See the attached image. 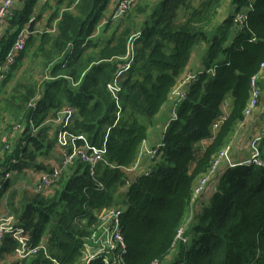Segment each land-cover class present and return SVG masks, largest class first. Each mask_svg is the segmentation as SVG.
Here are the masks:
<instances>
[{
  "label": "trees",
  "instance_id": "1",
  "mask_svg": "<svg viewBox=\"0 0 264 264\" xmlns=\"http://www.w3.org/2000/svg\"><path fill=\"white\" fill-rule=\"evenodd\" d=\"M111 2L18 0L6 19L0 60L22 29L51 10L45 31L34 27L4 82L28 51L49 75L42 85L32 80L15 84L5 99L24 126L19 141L12 145L11 139V149L0 154V182L11 174L0 190V206L4 202L29 235L32 254L14 259L18 244L5 235L0 264H81L86 245L98 233L99 214L119 205L125 208L120 215L124 264H164L172 251L170 264H264V75L253 122L261 165L222 164L214 175V193L193 205L197 183L246 122L252 82L264 63V0H232L222 22L218 16L225 0H135L119 19L115 9L110 16ZM239 15L245 17L242 23ZM203 44L202 69L189 79L150 172L128 184L127 170L136 165L149 127L191 76L186 73L194 48ZM115 82L117 91L110 88ZM227 97L232 99L228 114ZM65 106L75 113L62 129L52 120ZM63 130L76 147L104 152L96 178L77 160L51 193L15 187L13 179L29 175L30 169L50 171L47 161L57 158ZM181 227L189 242L173 245ZM116 248L112 256H97L89 264H122Z\"/></svg>",
  "mask_w": 264,
  "mask_h": 264
},
{
  "label": "built area",
  "instance_id": "2",
  "mask_svg": "<svg viewBox=\"0 0 264 264\" xmlns=\"http://www.w3.org/2000/svg\"><path fill=\"white\" fill-rule=\"evenodd\" d=\"M18 0H3L0 4V28L3 26L7 17L11 15V9L14 7L15 3ZM135 2V0H120L117 8H115L114 18L119 19L121 18L131 7V5ZM244 16L239 15L238 19L242 23L244 21ZM30 25V24H29ZM29 25L22 29L16 40L14 41L13 45L11 46L9 52L7 53L4 60H0V82H4L10 72L12 71V67L16 63L19 55L25 51L27 46V41L30 36L29 32ZM129 66H126L128 69ZM264 75V63L261 65V70L258 76L254 77L252 82V92L251 97L248 103V106L245 110V117L246 122L240 124L235 136L238 135L239 131L245 126V124L254 116V112L257 110L258 103H259V95L261 93V89L258 85L259 78ZM194 76H189L185 81H182L178 87L181 85H186L189 82V79H192ZM110 88L117 91L118 86L116 82L113 85H110ZM186 92V88L181 93V100L184 98ZM177 108V107H176ZM75 110L71 106H65L60 109L57 113L55 118L52 122L56 125H59L62 129L70 124L72 121V116L74 115ZM176 117V109L172 119ZM33 127V126H32ZM83 139L82 137H79ZM260 142L259 135L255 137L251 144V148L253 150V155L251 160L246 161L245 163H254L256 165H261V160L259 159V153L257 150L258 143ZM59 147L62 150V161L54 166L50 172H42L35 180V185L33 187L34 191L37 193H51L54 187H56L66 169L72 165L75 161L79 160L83 163L87 164L90 169L91 176L96 178L97 172L95 171L96 166L99 162L103 161L104 152L97 149H89L88 147H76L74 140L68 137V133L66 131L59 132ZM0 147H3L4 150H10L11 145L10 143L3 145L0 139ZM70 147H73L70 150ZM233 148V141L229 143L227 147H225L219 154L218 158L215 160L213 167L209 174L201 177L198 186L194 190L193 200L194 198H198L203 191L207 189L208 183L218 170V168L223 164L224 160L228 161V155ZM91 150V151H90ZM153 156L156 154L154 151ZM222 163V164H221ZM230 166H235V163H227ZM11 174L6 173L3 180L0 182V190L4 186L5 183L10 181ZM120 215L121 211L116 210L115 208H110L104 210L100 215L99 218L101 220H106L111 218L114 220L115 228L113 230L112 239H113V250L117 249L116 247L120 248L119 251V262L124 264L122 258L127 253L126 247L124 245L121 233H120ZM185 227H181L178 230L177 236L175 238V242L173 245H176L178 242H182L187 244L189 239L185 236ZM5 235H11L18 244V248L16 249L15 253L21 258L29 257L32 252L27 249V244L29 242V235L25 232L24 229L18 227L16 225V220L13 216H9L7 218H0V238H3ZM89 264V263H87ZM152 264H159L158 261Z\"/></svg>",
  "mask_w": 264,
  "mask_h": 264
},
{
  "label": "crops",
  "instance_id": "3",
  "mask_svg": "<svg viewBox=\"0 0 264 264\" xmlns=\"http://www.w3.org/2000/svg\"><path fill=\"white\" fill-rule=\"evenodd\" d=\"M2 1L3 0H0V4L2 3ZM119 1L120 0H112L111 8L109 9L110 10V16H111V13H113L112 11H114V9L117 6ZM231 1L232 0H228V2L220 9V15L218 16L220 22H222L225 19V17L228 16V14L231 10ZM52 4H54V2H52ZM50 11L51 10L45 11V13L43 15L44 18L42 17V19L40 21H38V23L35 24L34 27L38 33H42L43 31H45L46 26H47L46 25L47 18H48ZM5 23H6V20L3 24V26L0 28V35L5 30ZM201 47H202L201 48V54H200V49H197V51L193 52L189 67L187 68L186 76L189 73H191V75H193L197 70L202 69L201 68V60H202L203 56L205 55L206 45L203 44ZM13 76L14 75H12L11 80L10 81L8 80L6 83H4L5 81L0 82V84L4 83L3 85L2 84L0 85V91H2V90H3V92H9L10 91V90H8V88L12 87L11 83L13 80L12 79ZM263 80H264V77H263ZM17 83L18 82H16L15 84H17ZM185 88H186V85L185 86L181 85L180 87H177L175 89L172 97L165 104V106H169V109H171V116L169 117L168 121L166 122L167 124L165 125V127L164 128H163V126L160 127V124L163 121H166L165 118L162 117L158 123H155V125H153L149 128L148 139L143 143V145L141 147L139 158L137 160L136 165L127 170L128 178L130 181V182H127L128 184L131 183L133 180H135L137 177H140L142 175H146L150 172L151 167H152V163H153L152 161L154 158L152 153L154 151H156V149L160 146L164 131L166 130V128L168 127V125L172 121V118H173L174 113H175V109L180 104V101H181V93L183 92V90ZM165 106L162 108V110H164ZM231 107H232V99H231V97H227V99L225 101V106H224V113H226V114L230 113ZM256 119H257V117L255 118V123H256ZM252 122H253V119H252L251 123ZM157 127H160V129L157 130ZM253 129H255V125L253 127H251L250 130H247L246 132H244L243 130L239 131L236 138L235 137L233 138L234 148L236 147V150L234 149L235 152L233 153V156L238 154L237 149H239V150L242 149L243 144L245 143V141L249 137L250 132ZM57 144H58V141H57ZM207 144H208V140L203 141V143L201 144V148H202L201 152L203 151L204 147L207 146ZM249 147H250V145H249ZM57 150L58 151L60 150L59 153L57 151V158L55 160L50 159L49 161H47L46 167L49 168L50 171L52 170V168L54 166L58 165L63 159L62 150L59 147V144L57 146ZM0 154L2 155L3 152H1ZM244 161H246V160H241V162H244ZM194 165H195L194 163L191 165V169L194 168ZM42 171L44 172L45 170L38 171L39 174L36 175V178L42 173ZM11 182H13V181L11 180ZM23 183H25V186L28 185V189L32 190L31 185H29V175H26V180ZM198 184H199V182L197 183V186H198ZM15 187H17V183H16ZM215 188H213V191L210 195H207L208 191L207 192L205 191L204 193H202V195L200 197L194 198L193 205L197 201H205V200L209 199L210 196L214 193ZM114 208L116 210L121 211V212H124V210H125V208H123L121 205L116 206ZM105 210H107V209H105ZM195 210H197V206H196ZM4 211H6L5 203L2 202V204L0 206V214H3ZM192 217H193V212L191 211L190 216L188 217L187 220L189 221L190 219H192ZM98 218H99V216H98ZM99 220L101 221L100 222L101 224H100L98 233L86 245L85 251H84L83 261L81 264H87L97 256L105 255L107 257H110L113 255V252H114L113 245L114 244H113L112 234H113V230L115 228L114 220L111 218H108L104 221L99 218ZM174 255H175V251H172L171 254H169L165 258L164 264L172 263L173 259H174ZM118 261H119V256H118Z\"/></svg>",
  "mask_w": 264,
  "mask_h": 264
},
{
  "label": "rangeland",
  "instance_id": "4",
  "mask_svg": "<svg viewBox=\"0 0 264 264\" xmlns=\"http://www.w3.org/2000/svg\"><path fill=\"white\" fill-rule=\"evenodd\" d=\"M227 2H228V0H225V4ZM42 17L43 16H41V18ZM105 23H106L105 20H103L102 23L100 22V25L102 24L101 28L104 26ZM5 25H6V23H5ZM197 47L198 46H196L194 48V51H197V49H200V54H201V48H197ZM26 58L27 59L23 63L20 64L18 69L13 72L14 76L12 78L13 80H12V83H11L12 87L8 88V90H10V91L9 92H3V90L0 91V139H1L3 145L8 144V143L11 144V139H13L12 140V145H14L15 142L19 141L20 134H17V133L24 126L23 123H19V120L18 121L16 120V119H18L17 114L12 112L11 108H9L6 105V102H5V99L9 98L7 96L12 92V88H14L16 86L15 83L16 82H18V83L19 82H25L27 80H32L34 82L41 83V85H42L43 80L47 79L48 76H49L47 74V70L43 68V64H42L41 59L36 57V56H34V51H28V55L26 56ZM183 81H185V79H183ZM12 114L15 116L16 119L13 117ZM170 116H171V109H169V106H165L164 110H162L157 115L156 123H158L162 117L165 118L166 121H163L160 124V127L163 126V128H164L165 125L167 124L166 122L168 121ZM255 118H256V116H253L249 120L248 123H251L252 119H253V122H255ZM253 122L251 124H253ZM160 127H157V130H159ZM257 134H259L258 129H256V128L253 129L250 132L249 137L247 138V140L243 144L242 149L241 150L237 149V153L238 154L234 155V156H233V153L235 152L236 147L234 148V145H233V148L231 149V152L228 155V161L224 160L222 162L223 166L226 165V167H227L228 166L227 163H235V162L241 161V160H246V161L251 160L252 155H253V150L251 148V144L253 142L254 137ZM249 145H250V147H249ZM3 150H4V148L0 147V153L3 152ZM59 152H60V150L58 151V153ZM39 163H42L44 165V159L40 158L39 159ZM28 174H29V185H31L32 190H34L33 187L35 185L36 175L39 174V172L34 170V169H30L28 171ZM25 180H26V176L25 177L24 176L23 177H15L13 179V181H15L17 183V187L28 188V185L25 186V183H23ZM215 180H216L215 176L211 177V179H210V181L208 183V186L209 185L210 186L209 187L207 186V189L205 190L206 192L208 191L207 195H210L212 193V191H213V188L216 187L217 180L216 181ZM205 191H203V193ZM9 216H11V215L8 214L7 211H4L1 218H7ZM4 239H5V236L3 238H0V244L2 243V241ZM13 258L17 259V260H23L24 259V258L19 257L16 253L14 254Z\"/></svg>",
  "mask_w": 264,
  "mask_h": 264
},
{
  "label": "water",
  "instance_id": "5",
  "mask_svg": "<svg viewBox=\"0 0 264 264\" xmlns=\"http://www.w3.org/2000/svg\"><path fill=\"white\" fill-rule=\"evenodd\" d=\"M34 26H35V22L34 21H32L31 23H30V25H29V32H33L34 31Z\"/></svg>",
  "mask_w": 264,
  "mask_h": 264
}]
</instances>
